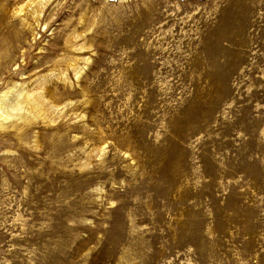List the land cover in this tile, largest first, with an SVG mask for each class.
I'll list each match as a JSON object with an SVG mask.
<instances>
[{"label":"rangeland","instance_id":"obj_1","mask_svg":"<svg viewBox=\"0 0 264 264\" xmlns=\"http://www.w3.org/2000/svg\"><path fill=\"white\" fill-rule=\"evenodd\" d=\"M0 264H264V0H0Z\"/></svg>","mask_w":264,"mask_h":264},{"label":"bare ground","instance_id":"obj_2","mask_svg":"<svg viewBox=\"0 0 264 264\" xmlns=\"http://www.w3.org/2000/svg\"><path fill=\"white\" fill-rule=\"evenodd\" d=\"M0 118H2V119H7L6 116H2V115H0Z\"/></svg>","mask_w":264,"mask_h":264}]
</instances>
